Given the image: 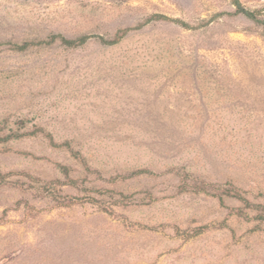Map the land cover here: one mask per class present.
<instances>
[{
  "label": "rangeland",
  "instance_id": "rangeland-1",
  "mask_svg": "<svg viewBox=\"0 0 264 264\" xmlns=\"http://www.w3.org/2000/svg\"><path fill=\"white\" fill-rule=\"evenodd\" d=\"M241 1L262 21L214 18L231 0H0V133H23L0 141V264H264L261 209L192 187L264 203V0ZM59 33L93 37L12 46Z\"/></svg>",
  "mask_w": 264,
  "mask_h": 264
},
{
  "label": "trees",
  "instance_id": "trees-1",
  "mask_svg": "<svg viewBox=\"0 0 264 264\" xmlns=\"http://www.w3.org/2000/svg\"><path fill=\"white\" fill-rule=\"evenodd\" d=\"M231 2L235 7V10L233 13H231V12H219V13L214 15V18L222 16V15H226V14H243L244 16H246L250 19H253L256 21H262L259 19V15L261 14L260 10H254V9H250V8L246 7L242 3L241 0H231ZM152 20H167V21H171V22H175L177 24H180L181 26H183L184 28H187V29L194 28V26H192L191 24H188L187 22H185L183 20H180L177 18H171L165 14H160V13H156V14H153L152 16H150L148 21H152ZM142 25L143 24H140V25L135 26V27H126V28L120 30L118 33H116V35L112 39H105L103 37H100V39L104 43L115 44V43L119 42L129 31L136 29V28H139ZM91 37H93V36L86 34V35H81V36L76 37V38H68V37L64 36L63 34L59 33V34H52L47 39H43V40H39V41H25L21 44L14 43V44H12V46L15 50H25L28 47L33 46V45H50L56 41H59L61 44L65 45V46L76 47V46L83 45ZM22 135H23V133H18V132H10V133L5 134V135H2L0 133V141H7L11 138L20 137ZM44 135L50 140V142L52 144H54V145H66L72 151L74 156L82 158L80 155V152L77 150H73V148L71 147V144L69 142L57 144L56 142H54L53 135L50 132H45ZM82 159L84 160V158H82ZM63 169H66V168L63 167ZM147 171L148 170H139L135 173H142V172H147ZM67 183L74 185V186L77 185V181L75 179H70V180H68ZM192 187H193V190L197 191V192L210 193L212 191L211 193L219 199V202L222 205H225L224 196H231V197H234L237 200L241 201L246 208L261 209V214H257V216L260 219L264 220V203L263 204H255V203L251 202L242 193L240 188H238L236 186H227V187L226 186L224 187L222 185L215 186L209 182L199 181V182H194ZM240 211H242V210H240ZM239 213L241 214L243 212H239ZM219 227H228V226L224 222H221L219 224Z\"/></svg>",
  "mask_w": 264,
  "mask_h": 264
}]
</instances>
